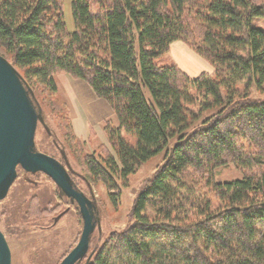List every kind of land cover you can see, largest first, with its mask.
Masks as SVG:
<instances>
[{"label": "trees", "instance_id": "1", "mask_svg": "<svg viewBox=\"0 0 264 264\" xmlns=\"http://www.w3.org/2000/svg\"><path fill=\"white\" fill-rule=\"evenodd\" d=\"M63 1L0 0V56L30 88L54 93L64 74L108 104L112 152L83 164L114 203L140 166L162 157L135 198L133 224L83 264H264V5L68 0V32ZM178 42L212 74L159 66ZM229 165L242 178L214 181Z\"/></svg>", "mask_w": 264, "mask_h": 264}, {"label": "rangeland", "instance_id": "2", "mask_svg": "<svg viewBox=\"0 0 264 264\" xmlns=\"http://www.w3.org/2000/svg\"><path fill=\"white\" fill-rule=\"evenodd\" d=\"M250 1L257 6L264 5V0ZM63 16L67 31L73 32L68 0L63 1ZM157 64H174L190 78L213 72L189 44L181 42L173 44ZM15 71L39 116L34 136L35 151L60 162L72 186L94 207L95 229L89 243L91 253L110 234L122 232L133 224L130 213L135 198L161 165L162 157L140 166L129 178L127 187L121 188L118 197H113L114 203L110 195L116 192L110 194L101 183L89 181L83 164L87 156L112 152L105 129L106 126L115 128L116 122L108 104L95 98L86 83L71 76L57 74L54 79L56 90L50 93L42 87H28L22 75ZM124 139L132 143L130 138L125 136ZM241 178L242 172L231 165L214 172L217 183ZM82 227L77 205L63 196L49 178L41 173L16 170V179L0 202V232L9 247L11 264H60L77 245Z\"/></svg>", "mask_w": 264, "mask_h": 264}, {"label": "water", "instance_id": "3", "mask_svg": "<svg viewBox=\"0 0 264 264\" xmlns=\"http://www.w3.org/2000/svg\"><path fill=\"white\" fill-rule=\"evenodd\" d=\"M38 119L20 75L0 56V202L15 181L18 168L49 178L63 196L76 203L83 223L77 245L60 264H80L88 256L90 236L95 229L94 207L74 189L60 163L35 151ZM0 264H11L10 250L1 232Z\"/></svg>", "mask_w": 264, "mask_h": 264}, {"label": "flooded vegetation", "instance_id": "4", "mask_svg": "<svg viewBox=\"0 0 264 264\" xmlns=\"http://www.w3.org/2000/svg\"><path fill=\"white\" fill-rule=\"evenodd\" d=\"M53 159H54V158H53ZM56 161H57V160H56ZM57 162H58V161H57ZM58 163H60V162H58ZM60 164H61V163H60ZM62 166H63V165H62ZM63 167H64V166H63ZM73 187H74L75 190H77L75 186H73ZM77 191H78V190H77ZM78 192H79V191H78ZM68 200H69V199H68ZM72 202H73V201H72ZM74 203H75V202H74ZM75 204H76V203H75ZM83 261H84V260H83ZM83 261H82V262H83Z\"/></svg>", "mask_w": 264, "mask_h": 264}]
</instances>
